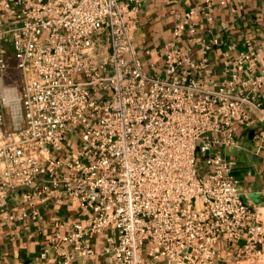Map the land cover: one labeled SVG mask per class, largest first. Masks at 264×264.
Wrapping results in <instances>:
<instances>
[{"label": "built area", "instance_id": "2783aa9c", "mask_svg": "<svg viewBox=\"0 0 264 264\" xmlns=\"http://www.w3.org/2000/svg\"><path fill=\"white\" fill-rule=\"evenodd\" d=\"M212 4L177 14L153 72L134 45L135 6L0 0V208L18 190L20 218L48 200L86 212L54 225V261L43 249L31 264H218L231 245L240 261L262 253L261 215L241 199L235 160L214 148L236 145L252 114L264 121V65L255 71V54L240 52L216 78L207 54L219 38L198 33ZM9 52L20 79L5 86Z\"/></svg>", "mask_w": 264, "mask_h": 264}, {"label": "crops", "instance_id": "0c3cea01", "mask_svg": "<svg viewBox=\"0 0 264 264\" xmlns=\"http://www.w3.org/2000/svg\"><path fill=\"white\" fill-rule=\"evenodd\" d=\"M127 6H135L133 17L137 26L133 34L134 45L138 50L145 68L151 69L150 63L161 66L159 54L163 44L171 37L177 14L197 7L205 0H119ZM210 0L213 8L210 11L213 20L208 28L206 19L201 18L199 34L208 38L216 36L219 44L213 46L207 54L208 62L216 78L228 77L225 70L231 59L240 52L254 53L256 56L255 71L264 65V0ZM200 46L194 47V59L200 58ZM10 51V49H9ZM8 69L2 78L5 86L15 84L20 79L14 59L9 52ZM264 107V88L259 92ZM236 145H217L214 150L223 156L235 160L234 175L239 181L238 190L244 203L255 209L260 215L264 231V121L251 115L246 126L234 129ZM20 192L8 191L6 206L0 208V264H31L43 249H47V258L55 260V251L48 242L49 234L55 224L66 228L74 221L85 216V211L78 204L64 200L60 206L51 200L36 202L35 213L26 212L20 218L18 209ZM106 232L98 234L92 241L97 252L103 243ZM218 264H264V247L262 253L250 262L238 260L236 246L221 250ZM102 264L105 256L99 255ZM92 262V260H89Z\"/></svg>", "mask_w": 264, "mask_h": 264}, {"label": "rangeland", "instance_id": "374dc122", "mask_svg": "<svg viewBox=\"0 0 264 264\" xmlns=\"http://www.w3.org/2000/svg\"><path fill=\"white\" fill-rule=\"evenodd\" d=\"M197 169H198V174L201 177H205L206 176V167L204 166V164L202 163V161L200 159H198L197 163H196Z\"/></svg>", "mask_w": 264, "mask_h": 264}]
</instances>
